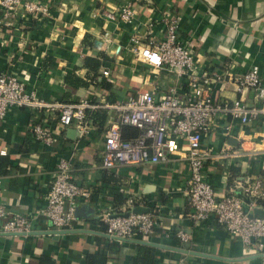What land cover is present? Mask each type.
Here are the masks:
<instances>
[{
	"label": "crops",
	"instance_id": "1",
	"mask_svg": "<svg viewBox=\"0 0 264 264\" xmlns=\"http://www.w3.org/2000/svg\"><path fill=\"white\" fill-rule=\"evenodd\" d=\"M43 1L50 5V13L42 19L23 12L10 18L0 10V71L14 72L26 91L47 101L120 100L138 91H151L160 97L176 82V76L138 59L131 49V38H163L167 31L163 19L170 15L178 16L179 33L200 67L244 72L258 65L264 79V0ZM126 3L134 8L132 21L108 18L106 11H115ZM89 57L101 62L97 69L101 77L106 78L104 69L110 71L106 79L112 82L113 90L91 81L94 70L88 65ZM68 73L90 85H67ZM179 83L184 94L189 92L185 82ZM210 92L215 100L240 97L248 104L254 102L251 91L238 95L229 81L213 83ZM105 115L102 124L93 121L88 135L82 138L76 123L64 128L51 111L36 113L13 107L0 122V155L10 159L6 172L0 174V202L10 213L29 215L45 206L61 157L71 160L76 180L92 189L90 200L80 206L94 209L91 216L78 217L73 233L57 237L0 234V264H38L41 254L52 256L56 264H86V254L97 251L108 255V264H134L137 243L108 237L99 243L95 237L100 235L94 232L96 213L117 212L113 191L121 192L126 199L131 194L143 196L150 209L161 216L150 239L167 247L153 246L157 249L155 264H264V255L255 254L252 247L230 236L214 218L195 222L190 217L189 169L180 149L186 145L184 140H179L180 148L166 162L103 168V127L115 112ZM44 118L56 133L51 144L33 140L30 135L35 121ZM202 144L215 156L205 173L218 195L235 186V179L230 181L233 167L240 177L264 173V126L260 122L242 126L228 117L214 119ZM36 225L39 230L49 227L43 217ZM180 229L188 235L187 241L175 236ZM166 232L174 233L165 238ZM185 242H189L188 247Z\"/></svg>",
	"mask_w": 264,
	"mask_h": 264
},
{
	"label": "built area",
	"instance_id": "2",
	"mask_svg": "<svg viewBox=\"0 0 264 264\" xmlns=\"http://www.w3.org/2000/svg\"><path fill=\"white\" fill-rule=\"evenodd\" d=\"M0 10L10 18L23 12L42 19L49 15L50 5L43 0H0ZM105 13L110 19L123 21H132L135 15L131 3ZM163 21L167 27L163 38L143 40L138 35L131 38V49L138 59L152 68L167 69L176 76V82L160 97L151 91H138L120 100L50 102L38 97L35 92L26 91L24 83L14 72L1 70L0 122L13 107L28 108L36 113L51 111L56 113L57 122L64 128L76 123L78 135L82 138L88 135L94 123L88 111H114L115 115L107 117L103 127L100 165L106 169L166 162L180 148L179 140H184L186 145L180 149L189 169L187 195L192 207L190 217L195 222L214 218L230 236L240 239L246 247H252L255 254L264 255V216H249L255 207L264 206V173L239 176L228 193L218 195L205 173L207 164L215 156L202 144L214 119L228 117L242 126L253 122L264 126V79L260 68L252 65L244 72L204 69L179 33L178 16H166ZM109 75L110 71L104 69L103 76L108 78ZM179 81L187 84L189 92L184 94ZM225 81L231 82L238 95L251 91L254 102L248 104L240 97L215 100L210 87L213 83ZM48 123L46 118L35 121L30 128L31 138L46 144L53 143L56 133ZM123 125L133 126L140 133L134 138L124 139ZM229 127H226L227 133ZM91 196V187L76 180L71 160L61 157L46 193L45 206L37 213L13 214L0 202V234L29 236L35 235L31 234L34 231H77L76 211ZM136 206L150 208L143 196L131 194L120 211L112 214L103 210L97 212L95 226L103 224L105 229L94 228V232H102L120 242L151 241L161 216L151 209L134 212ZM40 217L49 224L46 230L37 229ZM173 233L166 232L164 237ZM174 234L183 242L188 239L181 229Z\"/></svg>",
	"mask_w": 264,
	"mask_h": 264
},
{
	"label": "trees",
	"instance_id": "3",
	"mask_svg": "<svg viewBox=\"0 0 264 264\" xmlns=\"http://www.w3.org/2000/svg\"><path fill=\"white\" fill-rule=\"evenodd\" d=\"M106 58V57H104ZM88 65L92 70H94V75L91 77V81H95V85H101L104 88L109 90H113L112 82L106 78L101 77L99 71L97 70L98 67L101 65V62L96 57H89L88 58ZM101 77V78H100ZM66 84L71 85L74 88L79 86H89L90 82L84 79H81L74 73H68L66 76ZM137 92H133L130 94H135ZM88 115L93 119L94 122L98 124H102L103 120L105 119V113L101 111H88ZM140 133L139 129L130 126V125H123L122 126V137L124 139H130L136 137ZM10 163V159L6 156L0 155V174L6 172V167ZM240 176V172L236 170L235 167L230 169V181L232 179H238ZM114 199H115V206L117 208V212L120 211L121 205L124 204L126 201V197L122 195L121 192L113 191ZM239 194H241L239 190ZM95 222V221H94ZM101 231L105 229V226L101 224L100 226H94ZM157 229V227H156ZM156 231V230H155ZM97 241L100 243L102 240L105 241L107 238L102 235H95ZM138 250L137 255L134 258V264H155L156 258V251L157 249L151 245L147 244H137ZM109 257L106 253L97 251V252H88L86 254L85 263L86 264H108ZM38 264H56V260L47 254H41L39 256V263Z\"/></svg>",
	"mask_w": 264,
	"mask_h": 264
},
{
	"label": "water",
	"instance_id": "4",
	"mask_svg": "<svg viewBox=\"0 0 264 264\" xmlns=\"http://www.w3.org/2000/svg\"><path fill=\"white\" fill-rule=\"evenodd\" d=\"M149 210H150L149 207H144V206H136V207L133 208V211L134 212H138V213L147 212ZM244 211L245 212L248 211L246 206H244ZM93 213H94V209L92 207L88 206V205H82L76 211V215L78 217H89ZM256 215L257 216H264V206L263 205L257 206V207L254 208L253 211L249 212V216H256ZM73 232H75V231L74 230H49V231H34L31 234H35V235H38V234H50V235H53L54 237H57V236H59L61 234H68V233H73ZM97 233L100 234V235H103L105 237H109L108 235H106V234H104L102 232H97ZM133 242L137 243V244H147V245L157 246V247H162V248H166L167 247L166 245L154 243V242H151V241L133 240ZM184 245L186 247H188L189 242H185ZM180 250L190 252V251L185 250V249H180ZM190 253H192V252H190Z\"/></svg>",
	"mask_w": 264,
	"mask_h": 264
}]
</instances>
